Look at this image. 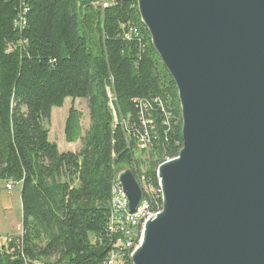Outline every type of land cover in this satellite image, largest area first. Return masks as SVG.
I'll use <instances>...</instances> for the list:
<instances>
[{
	"label": "trees",
	"instance_id": "trees-1",
	"mask_svg": "<svg viewBox=\"0 0 264 264\" xmlns=\"http://www.w3.org/2000/svg\"><path fill=\"white\" fill-rule=\"evenodd\" d=\"M97 2L0 0V181L21 186L23 209L0 264H106L118 169L158 186L159 165L183 146L178 89L138 0ZM68 97L86 99L91 120L84 131L69 109L76 152L50 140L52 110Z\"/></svg>",
	"mask_w": 264,
	"mask_h": 264
},
{
	"label": "water",
	"instance_id": "water-1",
	"mask_svg": "<svg viewBox=\"0 0 264 264\" xmlns=\"http://www.w3.org/2000/svg\"><path fill=\"white\" fill-rule=\"evenodd\" d=\"M172 76L183 146L133 264H264V0H138ZM135 212L143 191L117 175Z\"/></svg>",
	"mask_w": 264,
	"mask_h": 264
},
{
	"label": "built area",
	"instance_id": "built-area-1",
	"mask_svg": "<svg viewBox=\"0 0 264 264\" xmlns=\"http://www.w3.org/2000/svg\"><path fill=\"white\" fill-rule=\"evenodd\" d=\"M110 0H98L97 5L103 8L108 7ZM114 1V0H111ZM20 20L23 15H20L15 24L20 27ZM167 118L170 114L167 113ZM149 121H146L148 123ZM140 187L143 191V198L135 212H130L128 208V200L123 192L122 186L118 181L117 191V215L115 220L111 221V228L114 229L115 241L109 254L112 255L115 264H124V244L123 237L135 238V250L139 246L145 223L155 218L159 214V199H161V188H156L155 185H150L149 180L144 174H140ZM8 190L15 187L13 182H8L6 185ZM10 239L4 238L3 244L9 243ZM2 244V245H3Z\"/></svg>",
	"mask_w": 264,
	"mask_h": 264
},
{
	"label": "rangeland",
	"instance_id": "rangeland-1",
	"mask_svg": "<svg viewBox=\"0 0 264 264\" xmlns=\"http://www.w3.org/2000/svg\"><path fill=\"white\" fill-rule=\"evenodd\" d=\"M92 46H94L93 40ZM94 48L97 50L95 46ZM71 107H75L81 112V123L84 131L87 130L91 124L86 99L78 98L73 100L68 97L62 107H54L52 110V118L49 123V129L52 140L56 142L57 145L59 143V148L62 151H67L69 147L70 149L76 148V143L68 145L64 134L65 121ZM125 169H131V167H121L118 169L117 175L120 171ZM5 184L6 183L0 181V246H3L4 238L9 239V237H16L22 233L23 209L21 186L15 185L12 191H8L5 188ZM5 248H7V246H5Z\"/></svg>",
	"mask_w": 264,
	"mask_h": 264
},
{
	"label": "bare ground",
	"instance_id": "bare-ground-1",
	"mask_svg": "<svg viewBox=\"0 0 264 264\" xmlns=\"http://www.w3.org/2000/svg\"><path fill=\"white\" fill-rule=\"evenodd\" d=\"M25 24H26L25 20H20V27L19 28H22ZM136 178H137V181L140 182V174H138L136 176ZM117 180H118V178H117ZM153 182L154 181L152 180V183ZM149 183H150V185H154L151 182H149ZM155 187L156 188H161L159 177H158V186L155 185ZM117 191H118V188H117ZM162 204H163V193H162V188H161V199H159V213L162 211ZM113 207H114V209L112 211L111 221H114L115 220V215H117V192H116V196L114 198V206ZM110 228H111V224H110ZM111 231L114 232V229L111 228ZM123 244H124V258H126V259H124V264H126V260L127 259L130 261V264H133L132 256H133V254L135 252V238L123 237ZM106 264H115L114 263V259H112V255L111 254H109V257L106 260Z\"/></svg>",
	"mask_w": 264,
	"mask_h": 264
},
{
	"label": "crops",
	"instance_id": "crops-1",
	"mask_svg": "<svg viewBox=\"0 0 264 264\" xmlns=\"http://www.w3.org/2000/svg\"><path fill=\"white\" fill-rule=\"evenodd\" d=\"M67 119V118H66ZM65 123H66V121H65ZM50 140L51 141H53L52 140V138H51V132H50ZM68 143V142H67ZM76 143V148H72V149H70V147L68 148V150L67 151H74V152H76V151H78L79 149H80V147H81V143H80V141H77V142H75ZM75 143H68V145H71V144H75ZM58 147H59V143H58ZM60 149V148H59ZM62 151V150H61ZM6 185L7 184H5V188H6ZM7 189V188H6ZM8 190V189H7ZM13 190V189H12ZM12 190H8V191H12Z\"/></svg>",
	"mask_w": 264,
	"mask_h": 264
}]
</instances>
